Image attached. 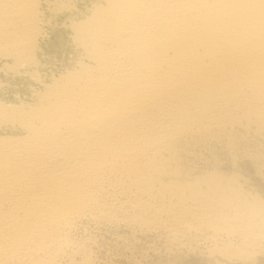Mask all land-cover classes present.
I'll use <instances>...</instances> for the list:
<instances>
[{"label": "bare ground", "instance_id": "obj_1", "mask_svg": "<svg viewBox=\"0 0 264 264\" xmlns=\"http://www.w3.org/2000/svg\"><path fill=\"white\" fill-rule=\"evenodd\" d=\"M1 74L0 264H264V0H0Z\"/></svg>", "mask_w": 264, "mask_h": 264}, {"label": "rangeland", "instance_id": "obj_2", "mask_svg": "<svg viewBox=\"0 0 264 264\" xmlns=\"http://www.w3.org/2000/svg\"><path fill=\"white\" fill-rule=\"evenodd\" d=\"M1 78L5 82H9V86L6 88V90L3 91L2 93H0L1 97L8 98V99H13V94L15 92H20L21 94L24 93V92H26V88H27L28 82L24 78L9 79L4 74H1ZM98 229H97V237H98L97 242L98 243L96 242L95 245L93 246V248H94V251L96 252L99 260H104V258L107 257V255L109 254L108 247H110L111 244H113L114 242H120V241H115L114 235H113L112 232H116V233H119V234L122 233V234L130 235L129 229L126 228V227H124V226H120L119 228H116L114 230H111L109 227H100ZM103 230H104V232H103ZM142 242H149V239L148 238H146V239L145 238H142L141 241L140 240H137V246H138V248L136 250H130V249H122V250H126L128 252H133V253L136 254L137 258L141 259L140 258V254H141L142 249H143ZM130 245H132V242H130ZM120 249L121 248H119V247L116 248V250H119V251H120ZM105 251L107 252V254H106ZM164 255H166V253L158 252L156 254H150L149 257L147 259H144V260L145 261H148V262H151V260L152 261H156V259L159 256H164ZM186 257L188 259V263L189 264H196V263H198V257L196 256L197 257L196 258L194 254L188 253L186 255ZM116 259L118 261H120V262L121 261H124L122 258H116Z\"/></svg>", "mask_w": 264, "mask_h": 264}]
</instances>
